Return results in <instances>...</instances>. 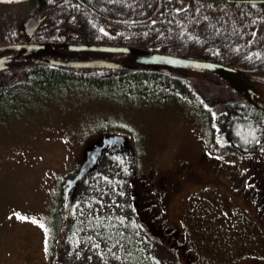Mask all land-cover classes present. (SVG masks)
<instances>
[{
	"label": "rangeland",
	"instance_id": "obj_1",
	"mask_svg": "<svg viewBox=\"0 0 264 264\" xmlns=\"http://www.w3.org/2000/svg\"><path fill=\"white\" fill-rule=\"evenodd\" d=\"M106 1H123L127 12L134 14L145 2ZM28 6L0 5V31L17 25L30 12ZM60 56L76 60H109L114 56L126 67H141L124 53L62 51ZM70 74L71 81H62L54 94L38 88L20 89L16 94L25 100H18L10 114L0 111V264H52L53 218L59 204L65 220L55 256L58 264H178L175 253L163 242L164 236L160 237L163 241L156 240L140 229L129 196L130 183L135 175L174 169L184 160L196 162L202 152L210 154L211 139L199 115L186 113L173 101L155 105L137 97H116L119 91H100L114 96L93 93V82L79 87L73 82L79 72ZM23 75L17 70L13 83H21ZM194 90L210 105L219 99L216 91L206 90L200 83ZM251 96L264 103V94ZM104 134L125 136V147L102 153L95 167L77 183L63 211V181L73 177L86 148ZM214 140L218 146L224 143L218 129ZM225 158L236 162L228 154ZM182 185L187 182L182 181ZM188 193L182 189L171 197L167 211L171 219H180L179 208L184 209L183 198ZM219 237L206 235L205 249L194 246L193 252L209 259Z\"/></svg>",
	"mask_w": 264,
	"mask_h": 264
},
{
	"label": "trees",
	"instance_id": "obj_2",
	"mask_svg": "<svg viewBox=\"0 0 264 264\" xmlns=\"http://www.w3.org/2000/svg\"><path fill=\"white\" fill-rule=\"evenodd\" d=\"M59 1L48 0L52 4ZM250 1L261 0H161V3L159 0H145L139 6V12L134 14L127 12L128 8L124 7L123 1L116 2V6L106 0H93L92 8L77 10L81 22L75 27L78 34L75 41L131 46L225 64L239 69L249 84V89L256 91L260 87L264 90V3ZM77 2L86 4L87 0ZM127 13L130 15L127 16ZM203 28L205 30L201 33ZM69 75L71 74L62 69L57 73L47 70H30L24 73L21 83H15L7 90H0V111L10 114L20 100H25L16 94L20 89L36 91L38 88L54 94L62 81H71ZM73 82L79 87H87L89 82H93V93L103 90L119 91V96L116 97H137L155 105L173 101L174 106L186 113L199 115L211 139V146L208 147L210 150L218 146L213 145L216 143L215 124H219L228 141L234 143L228 142L222 146L223 152L243 147L244 144L241 145L238 140L247 143L264 125V107L241 100L236 102L243 98L234 96L235 91L228 84L207 71L164 72L155 67L127 68L117 72L96 69L89 73H79L73 77ZM197 83L206 90L216 91L219 99L211 105L207 103L194 90ZM104 92L100 93L106 96L107 93ZM228 101L232 102L225 103ZM107 130L110 129H103V132ZM59 210L60 204L53 218L54 235L51 237V246H54V250L49 257L52 264L60 263L55 257L59 254V244L63 237L64 219Z\"/></svg>",
	"mask_w": 264,
	"mask_h": 264
},
{
	"label": "flooded vegetation",
	"instance_id": "obj_3",
	"mask_svg": "<svg viewBox=\"0 0 264 264\" xmlns=\"http://www.w3.org/2000/svg\"><path fill=\"white\" fill-rule=\"evenodd\" d=\"M92 2L93 0H87L83 4L77 0H60L52 4L48 0H30L17 4L0 3L7 7H30V12L17 25L0 31V48L46 45L44 50L33 51L5 66L0 65V90L14 85L17 70L22 73L30 70L57 73L61 69L76 74L92 72L94 69H70L45 62V58L62 59L60 53H68L62 48L63 45L78 43L75 42L77 31L72 28L79 26L81 22L77 10L92 8ZM33 15H37L41 21L32 33L30 28L26 32L24 23ZM17 54L16 49L0 51V57H15ZM110 60L120 59L113 56ZM6 84L10 86L5 87ZM255 93L264 94V90L259 87ZM242 98L236 102L241 100L264 107L260 99ZM226 110L227 107L225 112ZM220 127L218 124L217 129L221 132L224 143L214 146L210 154H199L200 158L195 159L196 162L184 160L175 164L174 169H152L143 175L134 176V184L131 181L132 188L129 189L134 216L140 229L145 230L150 237L156 240H161V236L165 237L166 241H161L170 246L181 264H264V125L247 143L239 139L244 146L230 152L221 150L229 141ZM229 144L234 143L230 141ZM227 154L236 162H229L225 158ZM182 181H186L187 185L183 186ZM182 189H188L189 192L183 198L184 209L179 208V220L171 219L167 214L170 199ZM209 234L219 235L220 241L216 240L213 255L209 259L200 258L193 252L194 246L204 250V239ZM248 234L252 236L249 237Z\"/></svg>",
	"mask_w": 264,
	"mask_h": 264
},
{
	"label": "water",
	"instance_id": "obj_4",
	"mask_svg": "<svg viewBox=\"0 0 264 264\" xmlns=\"http://www.w3.org/2000/svg\"><path fill=\"white\" fill-rule=\"evenodd\" d=\"M30 0H0L3 4H17L25 3ZM41 19L37 15L30 16L26 19L24 27L26 32L30 28L31 33L40 23ZM30 33V34H31ZM29 34V35H30ZM30 46L34 48H30ZM44 44H33L27 46H10L2 47L0 51H5L6 49H16L18 54L8 55L0 57V65L5 66L7 63L20 59L24 56L29 55V53L37 50H44ZM64 50L68 52H100L108 54H128L136 61L141 67H155L164 72H172V70H197V71H207L228 84L231 88L236 90L239 94L243 95L245 98L250 99L247 92L249 89V84L244 78H241L242 73L238 70L220 64L216 62L197 60L193 58H186L162 53H156L151 50H143L132 47L123 46H111V45H99V44H68L63 45ZM63 57V56H62ZM45 62L53 65H57L64 68H79V69H90V68H109V69H123V68H137V67H126L125 64H121L112 60H102V59H92V60H75L72 58L68 59H47ZM126 142V137L117 134H104L98 142H94L91 147L86 148L84 153V160L79 166L78 171L71 178H67L64 181V191H63V210L67 209L72 197V193L77 183L80 182L83 177L89 173L97 164L100 156L105 151L111 150L112 148H124Z\"/></svg>",
	"mask_w": 264,
	"mask_h": 264
},
{
	"label": "bare ground",
	"instance_id": "obj_5",
	"mask_svg": "<svg viewBox=\"0 0 264 264\" xmlns=\"http://www.w3.org/2000/svg\"><path fill=\"white\" fill-rule=\"evenodd\" d=\"M251 3H264V0H261V1H250ZM249 44V43H248ZM231 52H233V51H231ZM234 53V52H233ZM256 53V52H255ZM231 54V53H230ZM229 54V55H230ZM221 64V63H220ZM63 193V192H62ZM64 220H65V218H64Z\"/></svg>",
	"mask_w": 264,
	"mask_h": 264
},
{
	"label": "snow or ice",
	"instance_id": "obj_6",
	"mask_svg": "<svg viewBox=\"0 0 264 264\" xmlns=\"http://www.w3.org/2000/svg\"><path fill=\"white\" fill-rule=\"evenodd\" d=\"M19 219H26L25 217H18ZM34 222V221H33Z\"/></svg>",
	"mask_w": 264,
	"mask_h": 264
}]
</instances>
